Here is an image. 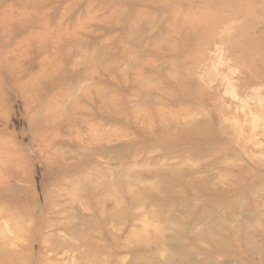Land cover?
<instances>
[{
  "label": "rangeland",
  "instance_id": "rangeland-1",
  "mask_svg": "<svg viewBox=\"0 0 264 264\" xmlns=\"http://www.w3.org/2000/svg\"><path fill=\"white\" fill-rule=\"evenodd\" d=\"M0 264H264V0H0Z\"/></svg>",
  "mask_w": 264,
  "mask_h": 264
}]
</instances>
